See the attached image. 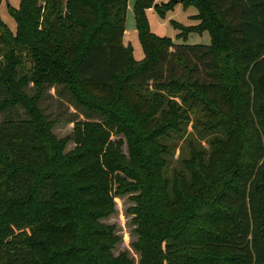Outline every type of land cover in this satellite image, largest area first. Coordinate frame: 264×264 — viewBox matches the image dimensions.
<instances>
[{
	"label": "trees",
	"instance_id": "16d2710c",
	"mask_svg": "<svg viewBox=\"0 0 264 264\" xmlns=\"http://www.w3.org/2000/svg\"><path fill=\"white\" fill-rule=\"evenodd\" d=\"M128 2L20 0L8 5L15 32L0 18V264H133L112 255L116 237L96 221L112 211L113 179L140 191V264H264V0H132L140 59L122 41ZM176 4L196 8V24L171 21L182 43L146 18ZM203 31L209 44L185 43ZM53 85L100 115L101 130L118 124L129 155L106 133L60 160L39 106ZM14 108L24 116L5 115ZM190 121L215 132L208 143L223 157L206 163L197 148L170 185L158 141Z\"/></svg>",
	"mask_w": 264,
	"mask_h": 264
},
{
	"label": "rangeland",
	"instance_id": "374dc122",
	"mask_svg": "<svg viewBox=\"0 0 264 264\" xmlns=\"http://www.w3.org/2000/svg\"><path fill=\"white\" fill-rule=\"evenodd\" d=\"M19 2L20 0H0V18L12 32L16 30V23L9 14L8 5L17 8ZM128 5L129 10L126 15L122 41L124 44L130 43L133 57L140 59L143 57V52L135 28L132 9L130 8L132 0H129ZM195 12L196 8L194 6L184 7L182 4H176L173 10L168 11L165 16H160L154 9H147L146 18L151 32L156 36L167 37L175 43H182L183 40H180L178 37V30L174 28L171 21L174 20L185 26H192L196 22L192 17V14ZM130 22L133 23V29L128 28L131 26ZM201 35L202 33L190 32L185 43L209 44L210 38L208 33L205 32L204 35ZM24 90L28 94H31L34 91V87L29 83ZM104 94L106 92L101 91V89L89 90L86 93L90 99L95 101H101V96ZM175 101L179 103L178 98H175ZM39 106L43 111L44 119L49 120L48 123H50L46 131L47 135L55 140L54 143H60L63 146L59 154L60 160L74 152L81 143H91V139L96 140L94 143H101V134L106 133L108 135L106 143H120L119 149L121 154H124V156L129 155L127 135L119 130L118 124L115 123L112 127L103 126L101 130V116L86 113L75 104L69 92L62 91L61 85L47 86L39 101ZM5 115L16 118L24 116V113L20 108H14L6 111ZM201 131H203L201 128L196 129L193 127L190 121L181 131L176 133L171 132L162 140L159 139L158 142L168 146L164 155L166 164L162 169V175L170 185L172 182L174 183L172 181L173 172H179L184 169L183 163L185 164L186 161L193 158L194 155L192 153L193 151H197V148L202 147L205 149L204 161L206 163H211L212 159L223 157V155L215 156L210 149V143H208V140L216 135L215 132L200 134L199 132ZM196 156L199 157L198 154ZM56 160H58V149L55 148L50 150V162L45 170L50 169L53 163H56ZM116 187L117 183L115 180H111L110 196L112 199V211L107 216L99 217L96 221L98 226L110 227L113 231V235L116 238L111 248V253L114 257L120 258L121 254H125L133 264H140L141 253L135 247V243L139 240L140 236L137 230L138 216L134 211L138 207L136 196H138L140 191L134 190L120 193ZM168 187L170 188V186ZM169 202L168 209L175 206V202H172L171 199ZM179 207V204L175 206L176 209ZM40 238L43 239L41 235ZM37 252L35 258L42 259L40 251L37 250Z\"/></svg>",
	"mask_w": 264,
	"mask_h": 264
},
{
	"label": "crops",
	"instance_id": "0c3cea01",
	"mask_svg": "<svg viewBox=\"0 0 264 264\" xmlns=\"http://www.w3.org/2000/svg\"><path fill=\"white\" fill-rule=\"evenodd\" d=\"M128 8H129V5H128ZM128 8H127V11L129 10ZM130 8L132 9V6H131ZM148 9H152V8H148ZM195 14H196V12H195L194 14H192V17H193ZM193 20L196 21L194 18H193ZM194 23L196 24L197 21L194 22ZM130 24H131V26H129L128 28L133 29V28H134L133 25H132L133 23L130 22ZM205 32H207V31H203V32H202V35H204ZM207 33H208V32H207ZM202 35H201V36H202ZM208 35H209V34H208ZM209 38H210V37H209ZM180 40H182V39H180ZM182 42H183V41H182ZM204 44H206V43H204Z\"/></svg>",
	"mask_w": 264,
	"mask_h": 264
}]
</instances>
